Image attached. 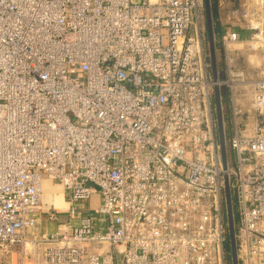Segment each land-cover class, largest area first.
Returning <instances> with one entry per match:
<instances>
[{
	"label": "built area",
	"instance_id": "2783aa9c",
	"mask_svg": "<svg viewBox=\"0 0 264 264\" xmlns=\"http://www.w3.org/2000/svg\"><path fill=\"white\" fill-rule=\"evenodd\" d=\"M218 7L213 81L203 0H0V264H225V176L238 264H264V73L232 61L264 49V0ZM45 178L65 208L43 202Z\"/></svg>",
	"mask_w": 264,
	"mask_h": 264
},
{
	"label": "water",
	"instance_id": "95a60500",
	"mask_svg": "<svg viewBox=\"0 0 264 264\" xmlns=\"http://www.w3.org/2000/svg\"><path fill=\"white\" fill-rule=\"evenodd\" d=\"M203 14L205 17V29L207 37V64L209 76L213 81H217L219 78V73L216 63V53H215V37L211 14V5L210 0H203ZM204 29V34H205ZM213 103H214V113H215V122H216V134L219 144V152L222 163V168L226 169L227 167V152L225 146L224 138V122L222 115V104H221V93L219 86L215 85L213 87ZM91 185V184H89ZM224 202H225V214L227 220V234L225 238V244L229 245L230 248V261L231 264H238L237 253H236V242H235V225L233 218V209H232V198L229 188L228 178L224 177Z\"/></svg>",
	"mask_w": 264,
	"mask_h": 264
},
{
	"label": "rangeland",
	"instance_id": "374dc122",
	"mask_svg": "<svg viewBox=\"0 0 264 264\" xmlns=\"http://www.w3.org/2000/svg\"><path fill=\"white\" fill-rule=\"evenodd\" d=\"M211 23L213 24V17H212V21ZM220 24V30L223 27V22H219ZM201 26L205 29V17L204 14L202 16V20H201ZM205 50L207 53V35H206V29H205ZM215 53H216V63H217V69H218V73H219V77L221 76H225L224 74V56H223V51L221 48V43H220V37L218 40L215 39ZM237 50L234 52L232 61H233V65L235 66L236 69L242 70L244 72V74L246 75H255V74H260V73H264V49L263 50H258V49H250L248 46L246 45H241V46H237L236 48ZM209 73V71H208ZM220 93H221V97H223L222 95L225 94V89L224 88H220ZM227 94V93H226ZM235 97L237 102L242 103V104H246L249 100V93L247 91L242 90L241 88H238L235 90ZM228 98L227 100L221 99V104H222V115H223V124H224V138H225V146H226V152H227V159L229 164L231 165L232 162V152L229 149V112H228ZM43 183V182H42ZM43 191H45V188L43 187ZM94 202V200H90L89 204ZM83 205H85V203L83 202ZM45 218V215H43ZM79 215L76 216L75 218H73V222H78ZM236 224V222H235ZM53 229L56 228V224L54 222L48 221L47 219L42 220L41 222V233L48 231L49 229ZM29 235V234H28ZM4 264V263H2ZM225 264H231V261H229V259H226V252H225Z\"/></svg>",
	"mask_w": 264,
	"mask_h": 264
},
{
	"label": "crops",
	"instance_id": "0c3cea01",
	"mask_svg": "<svg viewBox=\"0 0 264 264\" xmlns=\"http://www.w3.org/2000/svg\"><path fill=\"white\" fill-rule=\"evenodd\" d=\"M215 1L218 7V0H215ZM217 10L220 12L219 7ZM43 187L45 188V191H43ZM42 196H43V202L45 204H49L50 202H52V204L54 203L55 206H60L61 208H65L66 206L64 203V191L59 182L52 181L47 178L43 179ZM26 232L29 235L32 232H36L40 234L41 233V223L38 222L37 227L35 226V228L33 229H28Z\"/></svg>",
	"mask_w": 264,
	"mask_h": 264
},
{
	"label": "trees",
	"instance_id": "16d2710c",
	"mask_svg": "<svg viewBox=\"0 0 264 264\" xmlns=\"http://www.w3.org/2000/svg\"><path fill=\"white\" fill-rule=\"evenodd\" d=\"M210 5H211V14H212L213 21H214V23H213L214 37H215L216 40H217V37H218V40H219V37H220V34H221V30H220V27H219L220 24H219V21H218V17H219L220 12L217 10L218 7L216 5V1L215 0H210ZM222 96L223 97H221V99H223V101L227 100V94L226 93L223 94ZM232 201H233V199H232ZM233 218H234V224H235V216ZM225 252H226V259L227 260L229 259V261H230V248H229L228 244H225Z\"/></svg>",
	"mask_w": 264,
	"mask_h": 264
}]
</instances>
